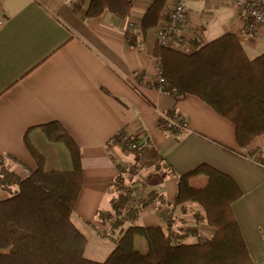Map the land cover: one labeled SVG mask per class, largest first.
<instances>
[{
    "label": "crops",
    "instance_id": "1",
    "mask_svg": "<svg viewBox=\"0 0 264 264\" xmlns=\"http://www.w3.org/2000/svg\"><path fill=\"white\" fill-rule=\"evenodd\" d=\"M15 1L0 0V171L2 164L9 165L24 178L37 168L27 133L45 154L46 169L71 170L67 146L50 141L40 128L54 121L63 125L82 151L83 186L72 219L87 237L86 257L102 261L115 243L98 229L119 235L108 219L102 220L119 199L118 179L133 196L157 190L166 200L135 216L130 215L133 199L121 204L124 227L166 228L171 220L186 243L211 235L198 203L174 207L178 176L210 164L242 189L232 210L254 263L264 264V134L241 149L232 120L198 96L176 98L161 88L155 28L141 31L154 0L132 2L125 18L111 12L88 18L90 0L78 13V0ZM237 16L231 5L191 0L188 23L179 29L192 48L234 32L250 58L263 54L264 32L247 37ZM132 23L138 28L135 38ZM167 111L183 116L189 128L163 129L160 118ZM122 129L139 139V151L110 142ZM191 183L203 187L207 177L198 175ZM10 196L0 186V201ZM135 246L148 250L143 236L135 238Z\"/></svg>",
    "mask_w": 264,
    "mask_h": 264
},
{
    "label": "trees",
    "instance_id": "2",
    "mask_svg": "<svg viewBox=\"0 0 264 264\" xmlns=\"http://www.w3.org/2000/svg\"><path fill=\"white\" fill-rule=\"evenodd\" d=\"M165 1L154 0L149 6L141 31L157 26ZM84 2L76 1L74 11L80 12ZM132 10V0H90L86 16L93 18L111 12L125 18ZM154 56L168 83L167 91L176 98L198 96L232 120L241 149L264 134V53L250 58L237 35L227 32L196 45L192 52L158 42ZM40 128L50 141L67 146L72 169H46V156L28 138V133L25 139L37 168L22 178L9 165L2 164L0 186L11 196L0 201V264H255L232 210L243 191L229 174L207 163L178 176L174 207L189 201L198 203L211 235H201L196 242L186 243L171 220L166 228L134 224L124 227L121 204L133 199L130 215L135 216L141 208L166 200L157 190H152L146 199L133 196L132 190L118 179L122 190L119 199L102 220L108 219L111 229L118 230L119 235L98 229L101 236L115 243V248L103 261L86 257L87 237L72 219L83 186L81 148L57 121ZM198 175L207 177L205 186L192 185L191 179ZM137 236L146 239V253L136 248Z\"/></svg>",
    "mask_w": 264,
    "mask_h": 264
},
{
    "label": "built area",
    "instance_id": "3",
    "mask_svg": "<svg viewBox=\"0 0 264 264\" xmlns=\"http://www.w3.org/2000/svg\"><path fill=\"white\" fill-rule=\"evenodd\" d=\"M142 0H132L134 4ZM191 0H166L165 10L161 19L155 27L158 42L162 45L192 52L190 39L185 38L179 29L183 25H187L189 19V2ZM220 4L231 5L237 12V17L242 21L243 26L241 32L247 37L256 38L260 33L264 32V0H215ZM132 38L138 33V28L132 23ZM158 83L164 90L168 89V83L159 74ZM161 127L165 130L174 132L178 130H186L189 128L188 121L176 113L175 111H167L161 115ZM136 137L127 133L126 130H120L114 135L110 142H118L126 149L139 151L140 143L135 140ZM142 199H146V193L141 195Z\"/></svg>",
    "mask_w": 264,
    "mask_h": 264
},
{
    "label": "rangeland",
    "instance_id": "4",
    "mask_svg": "<svg viewBox=\"0 0 264 264\" xmlns=\"http://www.w3.org/2000/svg\"><path fill=\"white\" fill-rule=\"evenodd\" d=\"M18 1H21V0H16L15 2H18ZM1 18H0V22H1ZM43 136V135H42ZM44 137V136H43ZM45 138V137H44ZM88 254H89V252H88ZM105 260V259H104ZM103 261V260H102Z\"/></svg>",
    "mask_w": 264,
    "mask_h": 264
}]
</instances>
